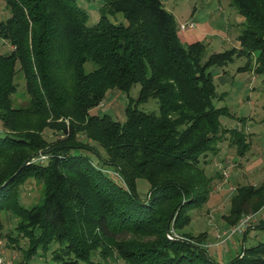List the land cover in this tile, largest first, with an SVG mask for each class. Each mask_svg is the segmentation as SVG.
<instances>
[{
	"label": "trees",
	"instance_id": "1",
	"mask_svg": "<svg viewBox=\"0 0 264 264\" xmlns=\"http://www.w3.org/2000/svg\"><path fill=\"white\" fill-rule=\"evenodd\" d=\"M3 1L10 16L0 21V39L11 49L0 54V238L4 218H12L15 235L7 234V242L20 250V239L27 244L19 264L32 257L46 264H264V241L224 263L202 246L209 232L197 243L189 233L180 235L184 240L166 236L209 200L212 178L204 164L208 154H218L222 135L231 133L240 157L251 148L243 131L224 129L220 119L231 114L215 104L211 68L245 58L241 71L264 76V0H231L244 18L239 47L205 62L206 45L182 44L181 24L161 0H98L126 23H111L101 8L92 25L80 0ZM87 62L95 67L89 73ZM18 74L25 107L12 99ZM135 84L136 102L157 100L158 114L129 102L123 123L90 115L108 91L128 93ZM45 129L63 138L49 142ZM39 153L44 161L34 159ZM98 160L118 176L97 168ZM29 180L41 184V195L24 205L21 188ZM137 180L149 185L145 199ZM231 203L232 227L246 212L261 211L264 180L259 187H238Z\"/></svg>",
	"mask_w": 264,
	"mask_h": 264
},
{
	"label": "rangeland",
	"instance_id": "2",
	"mask_svg": "<svg viewBox=\"0 0 264 264\" xmlns=\"http://www.w3.org/2000/svg\"><path fill=\"white\" fill-rule=\"evenodd\" d=\"M217 2V1H216ZM231 0H218L220 3V10L215 14L211 15L208 12L207 4L205 0H169V4L166 6V10L171 14H174V18L177 25L186 23L189 20L197 23L196 30H187L185 32H178L179 39L182 44L187 46L186 43L190 42L193 35H196L199 31L207 30L206 26H211L214 29H221L223 33H216L215 36L212 34H206V36L200 40L206 45V52L203 58L205 62L212 54L222 53L227 50L236 48L237 44L234 41L236 32L239 34L242 30V26H237L236 31L233 30L236 26V21L240 17L237 14V7L231 2V6H228ZM78 5L83 8L89 15L88 24H95L100 18V9L103 8L105 17L113 24L126 23L123 15L120 13L111 14L108 12V8L103 6V3L98 0L94 1H78ZM5 3L0 0V21L8 18L10 16L9 11L4 10ZM193 10H196L195 19H191V14ZM174 12V13H172ZM213 16V17H212ZM217 18V20H216ZM227 20V21H225ZM233 24L235 26L224 24ZM227 27L231 31H227ZM239 27V30H238ZM231 33V34H230ZM230 35V36H228ZM199 42V41H195ZM194 42V43H195ZM10 45L0 39V54L6 55L10 52ZM247 64V59L238 58L235 62L223 67H213L211 72L214 74V83L217 88L218 98L215 100V104L218 107H228L231 116H222L221 123L224 129H238L243 131L246 136V141L250 142L251 148L246 153L245 156L240 157L237 153V147L233 143V136L229 131L225 132L217 147L219 148L218 154H208L207 161L208 164L205 165L206 174L208 177L212 178V193L209 200L201 207L190 210L188 215H190L189 223H186L181 230H176L171 226L170 231H173L175 237H180L182 234H190L195 236L193 241L195 243L200 240H204L203 231L213 233L215 240L213 243L208 242V237L202 246L210 250V256L218 262L227 263L236 256V253H240L243 249V243L245 242L246 247L255 246L260 242L264 241V231L259 229V225L264 222V206L260 212L255 213V211L246 212L242 219L249 216L255 215L254 220L249 223L246 233L247 236L244 239V233L237 234L232 237L229 241L225 242L224 238H218V235L227 232L234 226H230L228 223V217L232 210V199L237 194L238 187L254 185L259 187L264 180V76L255 73L254 69H249L248 71H241ZM94 65L91 62H87L84 65V70L86 73L91 72L94 69ZM15 83L17 84V92L14 95L13 103L19 107H25L28 102V97L24 92V81L22 75L18 74ZM140 86L135 84L131 87L128 93H124L117 90H110L107 92L105 99L102 103L89 111L91 116H110L113 120L123 123L126 119L125 109L129 102H132V106L136 107L139 111L145 113L158 114V102L155 99H149L145 103H137V97L139 93ZM221 94H225L223 99H219ZM44 137L47 141H56L57 139L63 138V136H58V132L55 133L52 129L44 130ZM4 130L0 122V137H3ZM88 145L97 151L103 158H106V153L103 149L96 146L91 141H87ZM88 157H91V153L84 151ZM91 154V155H90ZM42 155L34 158L36 161ZM45 159H41V161ZM93 161L96 158L93 157ZM100 161H97V168H101L106 171L108 175L118 176V172L112 167H101ZM227 175V176H226ZM136 188L139 193V197L145 199L148 194L149 185L144 180H137ZM41 195V184L29 180L21 188V202L24 205H32L39 202ZM256 203L258 200L256 199ZM241 219V220H242ZM12 218H4L3 221V232L0 238V252L1 256L5 262L9 264H19L24 260L23 251L27 249V244L24 239L19 240L20 248L13 247L9 242H7L6 235L11 233L15 235L13 231ZM236 226V225H235ZM217 232V233H215ZM169 232H166V234ZM220 233V234H219ZM200 234V235H199ZM167 236V235H166ZM134 238V236H128V240ZM246 240V241H245ZM231 243V248L233 249V255L227 257L226 254L223 255V251L229 249L227 244ZM236 243H240L235 245ZM216 244V246H214ZM58 245L53 244L51 246L52 250L57 249ZM218 248L219 255H214L215 250L212 248ZM50 255L51 256V251ZM41 251L39 250V253ZM228 253V252H226ZM216 254V253H215ZM41 255V254H40ZM41 257V256H40ZM100 260L99 256L94 258V261ZM48 260L41 261L36 258H30L29 264H46ZM103 263H110L111 260L106 262L100 260Z\"/></svg>",
	"mask_w": 264,
	"mask_h": 264
},
{
	"label": "crops",
	"instance_id": "3",
	"mask_svg": "<svg viewBox=\"0 0 264 264\" xmlns=\"http://www.w3.org/2000/svg\"><path fill=\"white\" fill-rule=\"evenodd\" d=\"M206 1V4H207V11L208 12H210L211 13V15H215L219 10H220V3H218V0H205ZM217 1V2H216ZM161 2H162V4H163V6H164V8L166 9V6L169 4V0H161ZM232 4H231V2L230 3H228V6H231ZM172 13H174V12H172ZM195 13H196V10H193V12H192V14H191V19H195ZM237 14H239V12H237ZM174 15V14H173ZM239 18L237 19V21H236V26L235 25H233V24H224V28H225V26L226 25H229V26H235L234 27V29L233 30H235L236 31V29H237V26L239 25V26H242V23H243V21H244V18L239 14ZM213 17V16H212ZM216 20H217V18H216ZM225 21H227V20H225ZM197 24V23H196ZM211 26H213L212 25V23H211ZM210 25L209 26H206L207 27V30H202V31H199L198 33H196V35H193V38L190 40V42H186V43H194L195 41H200L201 39H203L205 36H206V34L208 33L209 35L210 34H212L213 36H215V34L216 33H223L224 34V31L223 30H221V29H214V28H212ZM197 29V27L194 29V30H196ZM193 30V31H194ZM238 30H239V27H238ZM227 31H231L230 29H229V27H227ZM240 33H241V30H240V32H239V34L236 32V34H235V38H234V41H235V43L237 44V46H236V48H238L239 47V42H238V36L240 35ZM231 34V33H230ZM228 36H230V35H228ZM215 77V76H214ZM215 233H217V232H215ZM209 237L210 238H208V242L209 241H215V240H217V239H215V237H214V235H213V233L211 234V233H209ZM246 241V240H245ZM212 242V243H213ZM215 243V242H214ZM245 243V242H244ZM244 243H243V247H244ZM237 244H240V243H236L235 245H237ZM214 246H216V244H214ZM231 246V243H228L227 244V247L229 248V249H227L226 251H223V255L224 254H226L227 255V257L229 256V255H233V253H234V251H233V249L230 247ZM218 248H212V251L213 250H215V253H216V255H219L220 253L218 252V250H217ZM226 252H228V253H226ZM237 254V253H236Z\"/></svg>",
	"mask_w": 264,
	"mask_h": 264
},
{
	"label": "built area",
	"instance_id": "4",
	"mask_svg": "<svg viewBox=\"0 0 264 264\" xmlns=\"http://www.w3.org/2000/svg\"><path fill=\"white\" fill-rule=\"evenodd\" d=\"M181 31H186V30H193L196 28V23L193 21H188L186 23H182L179 26ZM39 160L41 159H45L44 156H41L38 158ZM227 176V175H226ZM255 215H249L245 218H243L236 226L232 227L231 229L227 230V232H225L224 234L222 233L221 235H218V238H224V241L227 242L229 241L232 237H234L237 234H242V233H246L247 227L249 226V223L251 221L254 220ZM220 234V233H219ZM167 238L169 240H184V238L180 237H175L173 231H169V233H167ZM0 264H5L3 257L1 256V252H0Z\"/></svg>",
	"mask_w": 264,
	"mask_h": 264
}]
</instances>
